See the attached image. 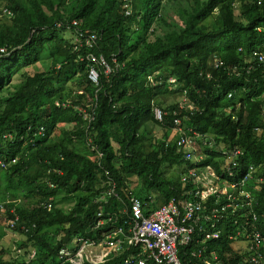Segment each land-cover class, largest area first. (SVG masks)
Returning <instances> with one entry per match:
<instances>
[{"label":"trees","instance_id":"trees-1","mask_svg":"<svg viewBox=\"0 0 264 264\" xmlns=\"http://www.w3.org/2000/svg\"><path fill=\"white\" fill-rule=\"evenodd\" d=\"M170 1L0 0V212L23 238L0 264H55L71 238L100 233L99 212L119 224L132 195L153 198L154 207L190 197L196 185L181 180L189 163L176 145L175 118L201 134L198 146L209 154L203 163L216 172L226 166L223 149L243 150L226 182L254 168L243 185L252 205L221 220L227 261L247 254L237 246L245 238L228 239V232L243 224L264 235V62L250 54H264V0H185L173 20L162 13ZM72 20L99 34L93 52L112 71L99 68L98 83L88 76L89 49L75 48ZM169 166L180 171L167 175ZM112 181L121 200L100 201ZM71 200L69 209L59 205ZM129 253L100 264H124Z\"/></svg>","mask_w":264,"mask_h":264},{"label":"built area","instance_id":"built-area-1","mask_svg":"<svg viewBox=\"0 0 264 264\" xmlns=\"http://www.w3.org/2000/svg\"><path fill=\"white\" fill-rule=\"evenodd\" d=\"M127 5L124 4L125 7ZM5 11L11 15L10 11ZM57 26H62V23H57ZM68 27L75 29V48L89 49L85 57L90 64L88 76L91 81L98 83L99 68H103L106 74L112 71L103 55L93 52L99 40L98 32L81 28L76 20H72ZM0 50L4 51V48ZM250 54L264 62L262 52L253 50ZM232 70L235 72L238 69L234 66ZM170 81L174 82L175 79L171 78ZM181 107L185 110L193 108L185 100ZM153 114L156 119L162 120L165 112L155 106ZM174 125L176 145L184 149V158L189 163L188 171L181 180L191 179L196 185L189 192L191 196H187V199L173 198L154 207L153 198L143 202L132 195L121 208L119 224L113 225V222H117L116 216L105 217L99 212L94 228L100 230V233L71 238L58 249L55 264H100L125 250H130V253L124 258V264H230L225 258L227 253L223 242L221 243L226 227L221 220L244 206L252 205V195L243 189V185L253 177L254 168L250 166L249 171L239 181L226 182L224 175L237 174L236 168L243 150L237 145L223 149L222 156L226 166L221 169V173L216 172L211 164L203 163L209 154L204 153L198 146L197 141L201 134L191 129L186 130L179 118L174 119ZM43 130L41 127L40 133L44 134ZM187 131H191L192 135L190 132L187 134ZM108 197L121 200L113 181L107 191L100 195L99 200H106ZM210 198L212 200L208 203ZM51 206V203H47L48 209ZM253 219H256L255 215ZM13 223L15 221L11 224ZM21 226L26 228L23 224ZM105 226L108 229H100ZM227 237H244V241L250 239L249 244L246 243L242 248L247 251L243 260L232 264H264V235L261 232L249 230L241 224L234 234L228 232ZM35 254V250H31L29 259L34 258Z\"/></svg>","mask_w":264,"mask_h":264},{"label":"rangeland","instance_id":"rangeland-1","mask_svg":"<svg viewBox=\"0 0 264 264\" xmlns=\"http://www.w3.org/2000/svg\"><path fill=\"white\" fill-rule=\"evenodd\" d=\"M185 0H172L170 1L168 4H166L165 9L162 11V13L168 15L171 20L173 19H179V9L181 8V6H183L185 3ZM217 11L215 10L210 17H208V20H210V18L214 19L217 16ZM0 18H2L0 16ZM65 38L67 39H71L72 36L70 34V32L66 31L65 32ZM45 58V57H44ZM50 61L49 60H42L40 63L38 62L37 64L33 65V69H43L44 67H46L48 65ZM168 101L170 100H177L176 98H174V96H168ZM162 133L161 130L157 131V134L160 136ZM147 145H149V141L146 143ZM113 145L116 146V143L114 142ZM180 171L179 167L177 166H169L166 169V173L167 175H175ZM51 198V197H49ZM32 200H34V198L30 197V198H21L20 202H27L30 203L32 202ZM74 203V200L68 201V202H61L59 203L60 206L64 207V209H69ZM8 224L7 219L5 218V216L2 214V212H0V255H2L5 259L9 258L10 256L14 255L15 251L17 250L19 243L23 242V238L20 234H17L15 232H12L9 228L6 227V225ZM246 244V242L241 241L237 244V246H244Z\"/></svg>","mask_w":264,"mask_h":264}]
</instances>
